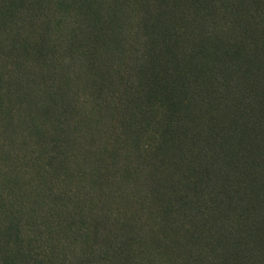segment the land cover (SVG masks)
Here are the masks:
<instances>
[{"label":"trees","instance_id":"obj_1","mask_svg":"<svg viewBox=\"0 0 264 264\" xmlns=\"http://www.w3.org/2000/svg\"><path fill=\"white\" fill-rule=\"evenodd\" d=\"M0 264H264V0H0Z\"/></svg>","mask_w":264,"mask_h":264}]
</instances>
